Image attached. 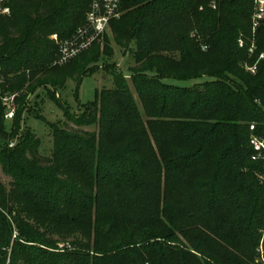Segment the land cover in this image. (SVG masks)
<instances>
[{
	"label": "trees",
	"instance_id": "trees-1",
	"mask_svg": "<svg viewBox=\"0 0 264 264\" xmlns=\"http://www.w3.org/2000/svg\"><path fill=\"white\" fill-rule=\"evenodd\" d=\"M3 7L0 164L14 183L8 193L0 185L8 237L0 236V264H264V150L252 144L253 135L264 141V23L254 36L255 0H221L216 10L200 0H125L111 31L122 49L135 47L134 89L114 71L115 87L97 92L83 117L65 111L79 130L48 124L51 159L23 128V101L69 80L79 88L114 51L96 43L55 65L53 36L76 35L88 0ZM201 78L193 87L164 81ZM54 236L73 238L71 249L54 251Z\"/></svg>",
	"mask_w": 264,
	"mask_h": 264
},
{
	"label": "rangeland",
	"instance_id": "rangeland-1",
	"mask_svg": "<svg viewBox=\"0 0 264 264\" xmlns=\"http://www.w3.org/2000/svg\"><path fill=\"white\" fill-rule=\"evenodd\" d=\"M201 9H203V7ZM107 35H109V38L103 40L101 46L102 49H113V56H102L101 60L94 63L91 67L94 68V71L92 70L94 74L89 71L88 76L84 78L79 88H77L75 82L69 80L67 84L62 87L53 88L51 86H46L35 89L28 94L23 101V128L29 127L35 133V136L40 139L41 146L39 152L41 157L46 159H51L53 157V136L48 124H57L62 127L68 125L69 129L79 130L80 128L66 118L65 111H69V113L75 117H83L87 112L85 105L95 100L97 92L101 93L104 89H113L115 87L112 72H120L127 76L131 88L134 89L131 77L129 76V69L135 66V61L132 56V50H134L135 47L126 51L117 45L111 30ZM102 52L104 53V50H102ZM1 71L2 69L0 68V73ZM27 75L29 78L33 76L31 72H28ZM11 77L14 78L15 76ZM206 80V78H201L187 81H178L174 79H166L164 81L165 83L178 87H193ZM28 85L29 84L26 85L22 92L26 90ZM22 92L19 93L20 96ZM54 95L56 96L55 99L53 98ZM134 95L138 101V96L135 92ZM19 103L22 102L20 101ZM16 107H18V104ZM37 116H41V118ZM81 130L94 132L97 131V128L95 126H86L81 128ZM258 139L261 140L260 137H258ZM13 183L14 180L6 174L3 166L0 164V185L4 187L8 193L11 191ZM0 211L5 213L2 208H0ZM8 218L13 226L12 242H14L17 240L19 233L15 221L9 216ZM29 223L31 224L33 222L30 221ZM0 236L8 238L2 227H0ZM52 239L58 241V249L54 250L57 252L71 249V243L74 240L73 238L66 240L62 238L61 240L58 236H54Z\"/></svg>",
	"mask_w": 264,
	"mask_h": 264
},
{
	"label": "built area",
	"instance_id": "built-area-1",
	"mask_svg": "<svg viewBox=\"0 0 264 264\" xmlns=\"http://www.w3.org/2000/svg\"><path fill=\"white\" fill-rule=\"evenodd\" d=\"M8 0H0V15H9L10 9L3 7ZM89 11L86 16V24L81 27L76 35L67 41H59L58 36H53V39L59 46V58L55 65H65L78 57L83 52L89 50L94 44H101L106 34L111 30V23L120 20L124 15V1L125 0H88ZM209 1L210 7L214 10L218 7V2L221 0H200ZM264 23V0H255V12L252 18L253 34L256 36L257 31ZM244 40H240V46L244 47ZM255 41L250 49L253 53L255 50ZM264 59V54L261 56ZM252 73H256L257 65L248 68ZM17 95H13L7 99L6 102L13 103ZM15 116V108L13 107L6 115L7 120H12ZM255 130V126L251 127ZM252 144L257 152L264 150V141L253 137Z\"/></svg>",
	"mask_w": 264,
	"mask_h": 264
}]
</instances>
